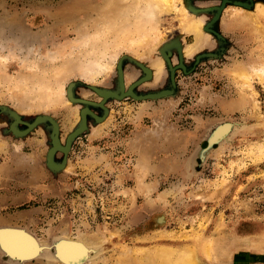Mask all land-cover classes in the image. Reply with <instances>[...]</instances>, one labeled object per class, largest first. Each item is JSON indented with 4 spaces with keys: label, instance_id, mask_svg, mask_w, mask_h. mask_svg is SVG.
Here are the masks:
<instances>
[{
    "label": "rangeland",
    "instance_id": "rangeland-1",
    "mask_svg": "<svg viewBox=\"0 0 264 264\" xmlns=\"http://www.w3.org/2000/svg\"><path fill=\"white\" fill-rule=\"evenodd\" d=\"M143 1L138 16L134 2L122 0L123 14L115 17L116 11L103 28L106 43L97 34L99 45L80 49L88 32L104 26L110 0H0V226L22 227L43 244L82 239L83 246L63 244L64 259L88 256L89 244L102 247L83 264H134L133 257L147 260L164 247L172 258L190 249L196 264H264V15L247 11L256 0H235L245 3L229 14L241 22L236 29L220 20L216 30L211 19L204 25L207 42L193 49L191 36L180 39L182 55L172 49L164 58L160 45L192 17L189 0L175 1L152 23ZM125 25L131 33L120 41ZM142 35L145 41L129 45ZM124 54L153 71L133 88L136 94L168 89L171 95L107 98L100 106L102 97L90 86L114 88ZM98 64V73L86 78V68ZM142 75L124 59L122 91ZM70 82L73 97L84 102L67 97ZM83 108L84 116L89 109L103 119L87 113V127L67 153L54 151L51 162L59 168L47 160L50 121L24 134L10 128L23 131L49 115L65 145ZM223 122L233 123L230 133L204 151ZM9 233L4 242L19 253L39 251L23 230ZM0 264L61 263L12 262L0 251Z\"/></svg>",
    "mask_w": 264,
    "mask_h": 264
},
{
    "label": "water",
    "instance_id": "water-1",
    "mask_svg": "<svg viewBox=\"0 0 264 264\" xmlns=\"http://www.w3.org/2000/svg\"><path fill=\"white\" fill-rule=\"evenodd\" d=\"M188 10L193 11L191 8H188ZM180 39H181V34L178 33L175 36L168 38L167 41L163 42L160 45V47L158 48L160 55H162V57H164L166 53L168 54V51H172V49H176L178 51V55L181 56L182 52L181 53L179 52L181 50ZM124 59H127L128 61L135 63L142 70L143 75L141 77H139L136 81L131 83L125 91H122L123 90V60ZM148 69L151 70L152 75H153L152 69L149 66H147L145 63H143V62L127 55V54L122 55L116 63V77H115V87L114 88L96 87L94 85L90 86L94 91H96V93H98L102 97V100L98 104L100 106H103V103L107 98L120 99V98L127 96V95H129L135 99H159V98L171 95V91L168 89H163V90L156 91V92H148L145 94H136L135 93V91L133 90V88L135 86L139 85L140 83H142L144 81H148L149 79H151L152 75H150L149 77L146 76V74L148 73ZM73 84H74V82H70L67 85V88H66L67 97L72 101L84 102V100L81 98L73 97L72 90H71ZM130 87L132 88L131 92L128 91L130 89ZM120 88H121V90H118ZM118 91H121V92L118 93ZM104 93H107V94H104ZM104 95H107V97L104 98L105 97ZM83 110H84V108L81 109L80 116L82 115ZM86 111L87 112L85 114V117H86L87 113H89L97 121H101L103 119V116H99L89 109ZM10 113L16 121L22 122V120L19 118V115L15 111L11 110ZM46 120L50 121V123L52 125V128H51V146L47 152L48 165L50 168H59L61 166V163L57 164L55 162H53V163L51 162V161H53L52 155H53L54 151L59 149V150L63 151L64 153H67L71 141L77 135H79L83 130L86 129L87 122H86V125L85 124L82 125L79 121L78 125L67 135L65 145H61L59 143L58 124L49 115L38 116L32 123H28L27 129H25L23 131H17L14 128V123L11 124L10 128L13 132L15 131L19 134H24L27 132L28 129H31V128L35 127V125H37L38 123H41V122L46 121ZM232 127H233V123H231V122H223V123L218 124L207 136V138H206L207 147L203 150L207 151L213 147V144L219 143L223 139H225L226 136L228 135V133H230ZM162 220H163L162 217L157 218L158 223H161ZM22 230L25 232V234H27L29 237L34 239L39 244V251H37V252L35 251L34 253L26 252L23 254V253H19L18 250L14 249L12 246H8L5 244L4 237L6 236V234H8L11 231H22ZM67 238H69V237L68 236L57 237V238L53 239L50 244H43V243L39 242L31 233H29L28 231H25L22 227L0 226V251H1V254L7 260L12 261V262L22 263L23 261H29V260H32L35 258L42 257V258H46V259H50V260L59 262L61 264H83V263H86L88 261V259H91L92 257L96 256L99 253V251L102 249L101 246H95V245L89 244L90 245V246H88L89 255L87 257L85 256L83 258H79V260L69 259V258L64 259V254L61 252V250L64 246L63 244H69V242H74V243L79 242L75 239H69L68 240Z\"/></svg>",
    "mask_w": 264,
    "mask_h": 264
},
{
    "label": "bare ground",
    "instance_id": "bare-ground-1",
    "mask_svg": "<svg viewBox=\"0 0 264 264\" xmlns=\"http://www.w3.org/2000/svg\"><path fill=\"white\" fill-rule=\"evenodd\" d=\"M134 3L133 4H135V7H134V12L133 13H135V15H138L139 16V14H140V7H141V1L142 0H132ZM175 1H179V0H155V1H153V0H144L143 2H145L144 4H146L145 6H146V20H148L150 23H152V22H154L155 20H157L156 18L158 17V13H159V11H161V10H163V9H167V8H171L173 5V3L175 2ZM142 2V3H143ZM184 2V1H183ZM125 3V2H124ZM132 2L130 1V4H131ZM109 5H110V7H107L106 6V8H103L102 10H103V16H102V23H103V27H100V29H98V31H94V32H88V34L86 35V37H85V39L84 40H82V43L80 44L81 46H80V49H81V47H83V45L85 46V45H91V48L93 47L94 48V46L95 45H99L98 44V40L97 39H94V36L95 35H97V34H99V35H101V39H100V41L99 42H101V43H106V36H107V34H106V31H104V27H105V25L106 24H108V23H110L111 21H109V20H111L112 18H109V16L110 17H112L113 16V14L117 11V14H116V16L115 17H117V15L118 16H121L122 14H123V12L124 11H122V0H110V2H109ZM185 8L186 7H184V4H181L180 6H179V8H178V11L180 12V14L181 15H183V16H186V10H185ZM256 10L255 11H257L260 15H264V3L263 2H261V1H259L257 4H256ZM134 15V16H135ZM190 17V16H189ZM191 18V17H190ZM114 20V19H113ZM131 20V19H130ZM145 20V19H144ZM185 20V19H184ZM183 20V21H184ZM115 21V20H114ZM136 21V20H135ZM149 22H147V23H149ZM186 22H188L187 23V28L189 29V30H193V31H195V38H194V40H193V46H192V48L193 49H195L198 45H200V43H201V41H202V37H201V35H200V31H199V19L198 18H196L195 16H193V18H191L190 20H187ZM132 23V22H131ZM139 23V22H138ZM142 23V22H141ZM144 23H146V22H144ZM146 23V24H147ZM133 25H134V23H132ZM137 24V23H136ZM140 24V23H139ZM130 25V24H129ZM144 26H145V24H144ZM130 27H131V25H130ZM136 27V26H135ZM138 27H140V26H138ZM264 27V26H263ZM131 28H133V27H131ZM202 28V27H201ZM130 29V28H129ZM259 29V28H258ZM262 29V28H261ZM120 30V29H119ZM118 30V31H119ZM128 29H127V26L125 25V26H123V28H122V32L121 31H119V32H121L122 34L120 35L121 36V39H120V41H122V40H124V38L125 37H128L129 36V34L131 33L130 31H127ZM100 33H104V34H100ZM117 35H118V33H116ZM135 34H136V32H135ZM139 35V34H138ZM145 37H146V35H142V36H139V37H137V38H135V37H133V38H130L129 39V45L130 46H132V45H135V44H138V43H141V42H143V41H145L146 39H145ZM120 38V37H119ZM135 38V39H134ZM155 38V37H154ZM158 38V37H157ZM126 39V38H125ZM127 40V39H126ZM118 42V41H117ZM126 42H128V41H126ZM120 43V42H119ZM121 44V43H120ZM139 46V45H138ZM31 50V49H30ZM180 53H181V51H180ZM114 55H115V53L114 54H111V56H110V58L107 60V62H110V60H112L113 58H114ZM102 56V55H101ZM161 61H158L157 62V65L160 67V68H162V66H161ZM98 68H101V66L98 64L97 66H95V67H92V68H90V67H87L86 68V70L84 71V76L86 77V78H89V79H91V78H93V76L96 74V73H98V71L100 70V69H98ZM263 68V67H262ZM253 69V68H252ZM262 72V71H261ZM151 75V71L148 69V73L146 74V76L147 77H149ZM134 85V84H133ZM132 85V86H133ZM4 88V87H3ZM12 89V88H11ZM60 89V88H59ZM8 90V89H7ZM131 90H132V88L130 87V89L128 90L129 92H131ZM125 91V90H124ZM24 92V91H23ZM41 92V91H40ZM108 93V92H107ZM107 93H105V94H107ZM25 94V93H24ZM57 96L59 95L58 93H55ZM24 96V95H23ZM106 96V95H105ZM34 97V96H33ZM59 97V96H58ZM57 98V97H56ZM24 99V98H23ZM52 100V99H51ZM41 101V100H40ZM23 102V101H22ZM43 102H45V101H43ZM42 104V103H41ZM44 104V103H43ZM49 105V104H48ZM84 113H85V110H83L82 111V115L80 116V118L82 119V121H81V124L83 125V124H85V116H84ZM10 227V226H9ZM11 233V232H10ZM10 233H9V235H10ZM19 234H21L20 233V231H19ZM16 235V236H19L20 237V235ZM24 234H25V232H24ZM23 234V235H24ZM26 235V234H25ZM8 236V235H7ZM14 236V235H13ZM21 236H22V234H21ZM19 237H17V239L19 238ZM78 239V238H77ZM32 240V239H31ZM79 240H82V239H79ZM78 240V241H79ZM34 241V240H33ZM32 242V241H31ZM70 243V242H69ZM80 244H81V242H79ZM24 244H25V242H24ZM27 244V243H26ZM35 244V243H34ZM34 244H32L31 243V245H33V247H34ZM74 244V243H73ZM78 244V243H77ZM86 244V243H85ZM30 245V244H29ZM66 245V244H65ZM64 245V246H65ZM82 246H83V244H81ZM63 246V247H64ZM85 246V245H84ZM87 246H89V245H87ZM87 246H86V248H84V249H87ZM32 247V248H33ZM160 247V246H159ZM157 248V247H156ZM34 249H36V248H34ZM83 249V248H82ZM83 249V250H84ZM182 249V248H181ZM89 250V249H88ZM88 250H87V253H88ZM153 250V249H152ZM155 251V250H154ZM172 251V250H171ZM171 251H170V249H167L166 247H164L163 249H159L158 251H156L153 255H152V257H149L147 260H143V259H136V257H133L135 260L133 261L134 262V264H196L195 263V259H194V255H193V253H192V251L190 250V249H188V248H185V249H183V250H181V251H178V253L176 254V255H174V258H172V254H171ZM176 251H177V248H176ZM89 254V253H88ZM84 255V254H83ZM87 256V255H86ZM135 256V255H134ZM149 256V255H148ZM79 258V257H78ZM74 259V258H73ZM79 260V259H78ZM197 264H199V263H197Z\"/></svg>",
    "mask_w": 264,
    "mask_h": 264
},
{
    "label": "crops",
    "instance_id": "crops-1",
    "mask_svg": "<svg viewBox=\"0 0 264 264\" xmlns=\"http://www.w3.org/2000/svg\"><path fill=\"white\" fill-rule=\"evenodd\" d=\"M203 1H205V0H189V3L186 4V6H187V8H191L193 10V11L189 10V13H191V15H192L191 18H193V15H194L195 17H197L199 19L200 35H201L202 39H204V41L207 42L210 39V37L208 35L209 32L204 31V25L211 19L212 12L207 10L206 8L217 5L219 3V0H207L208 3H206V5H204ZM259 1L263 2L262 0H256L252 4L253 5L252 10H247L248 12L252 13V15L255 17H262V15H260L257 11H255L256 10V8H255L256 4ZM240 6L236 3L225 4L224 8L221 11V15L219 17L218 22H220V20H221V23L226 22L228 26H231L234 29H236V27L239 26L241 22L240 21L235 22L236 18L231 19L232 16H230L229 14H230V12H235L234 10L238 9ZM194 9H195V11H194ZM191 18H189L188 20H190ZM226 19H228V20L224 21ZM187 23L185 21L183 28L180 29L179 33L181 34V39L186 40V38H188L190 36L192 37V39H194L196 36L195 31L189 30L187 28ZM245 24L246 23L243 22V27H245ZM200 48H204L203 43L200 46Z\"/></svg>",
    "mask_w": 264,
    "mask_h": 264
},
{
    "label": "flooded vegetation",
    "instance_id": "flooded-vegetation-1",
    "mask_svg": "<svg viewBox=\"0 0 264 264\" xmlns=\"http://www.w3.org/2000/svg\"><path fill=\"white\" fill-rule=\"evenodd\" d=\"M230 3H236V2H235V0H219V3L217 5L206 8L207 10L212 12L211 19L215 20L214 23H216V27H215L216 30L218 29L217 21L219 20L222 9L224 8L225 4H230ZM242 3H244V2H240L239 4L242 5ZM211 19L209 21H211ZM215 29H213V31L217 32Z\"/></svg>",
    "mask_w": 264,
    "mask_h": 264
}]
</instances>
